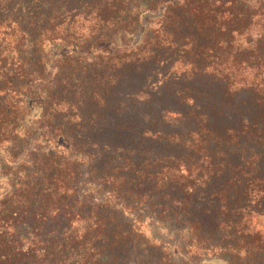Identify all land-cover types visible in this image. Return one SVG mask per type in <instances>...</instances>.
Returning a JSON list of instances; mask_svg holds the SVG:
<instances>
[{"label": "trees", "instance_id": "1", "mask_svg": "<svg viewBox=\"0 0 264 264\" xmlns=\"http://www.w3.org/2000/svg\"><path fill=\"white\" fill-rule=\"evenodd\" d=\"M263 220L264 0H0V264H264Z\"/></svg>", "mask_w": 264, "mask_h": 264}, {"label": "rangeland", "instance_id": "2", "mask_svg": "<svg viewBox=\"0 0 264 264\" xmlns=\"http://www.w3.org/2000/svg\"><path fill=\"white\" fill-rule=\"evenodd\" d=\"M206 260H210L211 261V260H214V259H211V257H207V258L204 259V261L206 262ZM205 264H218V263L207 262Z\"/></svg>", "mask_w": 264, "mask_h": 264}]
</instances>
